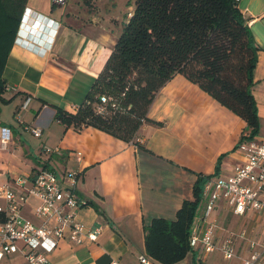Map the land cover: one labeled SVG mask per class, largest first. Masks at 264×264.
Wrapping results in <instances>:
<instances>
[{"label":"crops","instance_id":"0c3cea01","mask_svg":"<svg viewBox=\"0 0 264 264\" xmlns=\"http://www.w3.org/2000/svg\"><path fill=\"white\" fill-rule=\"evenodd\" d=\"M134 1L67 0L56 7L49 0H26L24 10L53 23L42 19L37 32H20L17 37H27L31 45L13 43L5 60L0 135L6 128L9 139L0 146V184H13L16 178L28 181L40 167L57 173L74 170L75 193L85 202L75 217L87 229H100L94 242L59 241L48 255L49 264H107L111 259L139 264L138 257L146 255L143 226L154 217L173 219L181 202L191 199L197 175L227 177L242 161L235 145L247 132L244 121L180 75L155 93L146 117L159 125L142 122L133 138L138 146L89 126L65 128L53 119L55 108L74 113L83 102ZM236 4L256 49L250 92L258 132L252 138L264 140V0ZM25 98L29 103L19 111ZM25 126L38 128L39 136ZM44 147L59 152L44 153ZM75 151L78 159L72 155ZM201 211L202 204L194 222L200 228L214 221L216 244L234 236L235 256H220L228 264H238L247 254L244 238L237 234L264 244V211L236 215L218 200L204 223ZM23 215L31 217L30 210L25 207ZM215 253L220 255L217 250L204 255L189 251L174 264H218ZM148 259L149 264H159ZM0 264H22V257L4 256Z\"/></svg>","mask_w":264,"mask_h":264},{"label":"trees","instance_id":"16d2710c","mask_svg":"<svg viewBox=\"0 0 264 264\" xmlns=\"http://www.w3.org/2000/svg\"><path fill=\"white\" fill-rule=\"evenodd\" d=\"M26 0H0V103L2 70ZM237 0H135L103 69L74 113L55 108L53 119L65 128L92 127L125 142L133 141L154 95L180 75L245 123L239 140L258 132L251 95L255 47ZM105 101L101 102L100 98ZM209 176L197 175L191 199L181 202L171 220L154 217L143 226L145 254L159 264H174L190 251L189 228Z\"/></svg>","mask_w":264,"mask_h":264},{"label":"built area","instance_id":"2783aa9c","mask_svg":"<svg viewBox=\"0 0 264 264\" xmlns=\"http://www.w3.org/2000/svg\"><path fill=\"white\" fill-rule=\"evenodd\" d=\"M52 6H63L67 0H49ZM42 17L23 10L13 43L24 46L31 44L19 33L30 35L38 31ZM44 21L46 19H43ZM49 23L52 21L46 20ZM105 101L104 97L100 98ZM29 103L25 98L19 107L24 110ZM32 136L38 137V128L25 126ZM9 139V131L1 128L0 146ZM235 149L241 154L242 161L232 167L227 177L207 178L201 188V222L204 223L214 203L222 200L233 214L242 215L247 211H264V140L245 138L237 141ZM44 153H55L57 148H43ZM76 159L79 152L72 153ZM78 173L66 170L57 173L49 168L40 167L33 171L30 180L16 178L11 183L0 184V260L4 256L19 254L22 264H49L48 255L59 241L79 245L83 241L94 242L100 229L85 228L75 217L76 211L85 206L75 188ZM28 208L31 217L23 215ZM215 222L205 223L200 228L194 222L189 228L188 246L190 251L197 250L202 255L217 250L224 260L235 256L234 236L227 235L216 244L213 239ZM238 238H244L247 254L239 258L238 264H263L264 244L245 237L241 232ZM139 264H149L146 255L138 257ZM107 264H120L111 259Z\"/></svg>","mask_w":264,"mask_h":264},{"label":"rangeland","instance_id":"374dc122","mask_svg":"<svg viewBox=\"0 0 264 264\" xmlns=\"http://www.w3.org/2000/svg\"><path fill=\"white\" fill-rule=\"evenodd\" d=\"M214 257L216 258V261H217L218 264H228L230 262V261H224V260H222L220 258V255H218L217 253H215Z\"/></svg>","mask_w":264,"mask_h":264}]
</instances>
